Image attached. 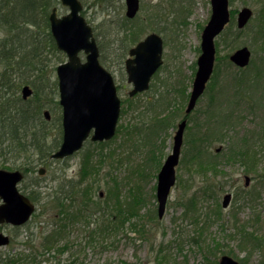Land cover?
<instances>
[{"label": "rangeland", "instance_id": "rangeland-1", "mask_svg": "<svg viewBox=\"0 0 264 264\" xmlns=\"http://www.w3.org/2000/svg\"><path fill=\"white\" fill-rule=\"evenodd\" d=\"M80 1L81 13L93 29L100 62L112 74L120 98L116 134L100 142L87 139L80 150L62 159L46 160L36 155L39 151L31 153L34 169L20 188L26 194L32 190L30 194L43 203L58 183L72 179L80 182L86 198L99 196L103 204L107 201L105 218L114 203H122L125 209L138 195L142 197L140 211L138 218H133L137 223L132 227L126 220L114 224L117 229L99 233L98 212L67 219L59 231L62 246L57 253L42 241L55 225L35 202L36 215L26 226L10 230L14 246L0 248V264H218L222 254L241 264H264V0H229L230 22L215 38L213 74L188 115L176 185L162 218L157 215V176L171 151L177 123L185 116L201 53L202 29L211 14L210 0H140L133 19L125 15L124 0ZM51 2L58 14L68 12L60 0ZM13 5L12 0H0V104L5 96L15 106L23 100L22 87L29 84L33 94L23 101L27 107L45 105L38 118L43 117L45 108L49 110L51 121L56 120L50 125L54 126L50 139L56 136L61 142L56 67L67 57L50 35L46 15L51 6L28 9L24 15L32 12L30 20L10 16L7 11ZM244 6L253 13L239 29L237 13ZM150 32L162 38V64L146 91L129 96L128 50ZM241 46L249 48L251 57L240 69L229 55ZM80 56L84 58L82 52ZM223 117L229 122L223 134L213 135L212 128L220 126ZM207 133L213 137L209 142ZM230 145L255 159L252 170L237 160L224 161ZM197 146L203 151L201 156L207 155L202 159L214 163L205 165V177L195 173ZM18 161L25 162L23 158ZM8 164L7 157H0V167ZM40 167H45L46 173L39 177ZM245 176L250 178L248 186ZM227 192L232 200L223 208L221 201ZM192 195L197 201L188 205ZM182 198L185 203H178ZM48 213L51 216L52 212ZM244 230L263 238H259L263 243L243 241Z\"/></svg>", "mask_w": 264, "mask_h": 264}, {"label": "water", "instance_id": "water-1", "mask_svg": "<svg viewBox=\"0 0 264 264\" xmlns=\"http://www.w3.org/2000/svg\"><path fill=\"white\" fill-rule=\"evenodd\" d=\"M210 19L203 28L201 35V54L197 59V70L192 84V90L186 107L188 114L196 105L197 99L203 93L209 80L215 62V37L218 36L230 20L229 0H210ZM69 6V12L57 16L56 8L50 14L51 33L58 49L67 54V61L57 67L59 79L60 103L63 106V141L60 147L51 154V158H64L78 151L89 137L92 141H103L115 134L120 113V99L116 93L111 74L99 63V50L93 36L91 26L80 14V0H61ZM126 16L133 18L139 10V0H125ZM252 15L249 7H243L237 15V27L243 28ZM162 38L155 32L148 34L129 50L133 56L126 60L128 81L134 87L129 92L134 95L149 87L152 74L162 63ZM84 51L86 60L82 61L79 52ZM251 52L247 46L233 51L229 58L238 67L249 64ZM28 85L22 88L23 98L31 95ZM49 118V112H44ZM186 119L178 124L174 135L172 152L167 156L159 173L157 182V214L162 218L171 187L176 180L175 167L179 162L180 150ZM45 168H40L39 174H44ZM23 178L20 170L0 168V222L7 221L15 225L25 223L35 210L34 203L21 193L17 187ZM245 177V185L249 184ZM231 194L223 196L222 206L227 207ZM8 238L0 233V245L7 244ZM218 264H241L233 257L224 254Z\"/></svg>", "mask_w": 264, "mask_h": 264}, {"label": "trees", "instance_id": "trees-1", "mask_svg": "<svg viewBox=\"0 0 264 264\" xmlns=\"http://www.w3.org/2000/svg\"><path fill=\"white\" fill-rule=\"evenodd\" d=\"M12 2H14L15 5L11 6L7 13H10V16L13 15L16 18L26 17L25 19L34 17V14L28 15V17L24 15V12L28 9L33 10L36 5H40L41 7L53 5L51 0H12ZM11 86L13 87V84ZM8 98L3 96L4 100L0 104V157H7L10 162L8 164L9 168H20L28 173L33 169V163L30 160V158H32L31 153L39 151L37 153L39 157L42 159L45 157L47 160L50 153L58 147L60 140L56 136L53 138L51 137L50 139L49 132L50 128L54 129V126L52 125V127H50V125L56 123V120L52 122L51 120H45L43 117L38 118V116L41 115L40 111L43 110V107L45 106L44 104L36 105L35 108H33V106L29 107L30 105L27 107L25 101L19 100L15 103V106L12 107L10 99ZM221 121L220 126L216 125V127L214 126L212 128L213 135H222V130L225 125L229 123L224 117ZM57 126L60 133V126ZM209 138L211 139L213 137L209 136ZM30 147H32V149ZM202 152L201 147H198L195 173L205 177L207 175L204 171L205 165L209 164L214 166V163L208 159L203 160V157L201 156ZM20 158H23L25 162L18 161ZM223 159L224 161L237 160L250 170L253 169L256 163L255 159L239 152L232 145L228 148V152L225 153ZM3 165L5 164H1V166ZM80 185V182H74L72 179L67 180V182L58 183L55 189L53 188L51 192L47 194L43 203L37 201L38 198L35 194L34 196L36 198L30 194L32 193V190L28 193V196L33 201L39 202L40 207L45 209V214L49 216L48 218L51 223L55 225V227L49 232L50 234L42 237L43 243L46 241L50 248H54L53 252H61L60 247L62 245L59 244L61 241L59 231L63 221L67 219L72 221L79 217L95 215V213L98 212L101 214V217H99V220L97 221V223L99 222L101 224V226L98 227L99 233L109 229H117L118 226H115L114 224H123L126 220L130 221V226L132 227L137 223L133 218H138L140 211L139 201L142 197H137L138 195H135L133 199H130L126 203L125 209L122 208V203H114L115 206L111 211L109 218H105V208L103 206L107 201L103 204V199L99 196H97L95 200L86 198L83 190H80ZM204 192L206 193V190H204ZM34 193L38 192L34 190ZM189 198V202H186L188 205H193V203L197 201L196 195H192ZM183 199L184 198L178 203L184 204L185 202ZM50 211L52 212L51 216L48 213ZM35 215L36 212L34 213V216ZM259 238L261 237L254 236L252 232H245V230L242 236L243 241H248L255 245L263 243V240H260ZM42 254L45 253L42 252Z\"/></svg>", "mask_w": 264, "mask_h": 264}, {"label": "flooded vegetation", "instance_id": "flooded-vegetation-1", "mask_svg": "<svg viewBox=\"0 0 264 264\" xmlns=\"http://www.w3.org/2000/svg\"><path fill=\"white\" fill-rule=\"evenodd\" d=\"M63 5V4H62ZM63 6H65V5H63ZM56 7V6H55ZM57 8V7H56ZM83 9V8H82ZM57 15L58 16H62V15H64V14H66V13H64V14H58V8H57ZM51 12H52V10L46 15L47 17H46V19H47V23L49 24V30H50V35H51V25H50V14H51ZM81 12H82V10H81ZM30 14H32V12H30ZM82 14V13H81ZM83 15V14H82ZM30 20H31V17H30ZM33 20V19H32ZM51 38H52V40L54 41V39H53V37H52V35H51ZM131 48V47H130ZM130 48H129V50H130ZM129 50H128V55H129ZM65 54V53H64ZM128 57V56H127ZM130 58V57H129ZM132 58V57H131ZM126 66V65H125ZM125 71H126V68H125ZM56 75H57V67H56ZM188 119V118H187ZM187 124H188V121H187ZM206 138H207V142H209V133H207L206 134ZM220 148H217V150H219ZM204 156H207L206 154H202V157H204ZM21 189V188H20ZM21 191L22 192H24L22 189H21ZM3 202V200H2V198H0V205H1V203ZM28 223V221L26 222V223H23V224H21V225H15V224H12V223H10V222H7V221H3V222H0V233H2V235H4V236H6L7 238H8V242H7V244H3V245H0V248H2V247H9V246H11V245H13L14 246V243H13V235H12V233H11V231L10 230H18V229H20V228H22V227H24V226H26V224ZM61 229H63V225L62 226H60V230Z\"/></svg>", "mask_w": 264, "mask_h": 264}]
</instances>
